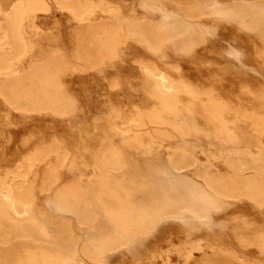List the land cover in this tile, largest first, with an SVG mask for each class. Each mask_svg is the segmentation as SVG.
Wrapping results in <instances>:
<instances>
[{
	"label": "rangeland",
	"instance_id": "rangeland-1",
	"mask_svg": "<svg viewBox=\"0 0 264 264\" xmlns=\"http://www.w3.org/2000/svg\"><path fill=\"white\" fill-rule=\"evenodd\" d=\"M110 1L119 5L126 21L146 20L156 25L165 21L160 12L140 0ZM154 1L174 18L184 17L190 9L211 10L227 5L222 0ZM60 11L53 8L35 19L41 33L53 34L56 41H47V46L45 40L40 43L34 35L32 39L36 38L33 41L47 52L63 55L68 64L64 77L67 104L61 106L58 114L51 110L23 112L0 100V175L14 170L32 152H41L47 158L44 161L42 157L29 172L34 190L31 214L38 223L56 236L63 231L61 244L68 240L69 247L76 245L81 253L86 242L84 227L76 214L57 209L56 193L75 184L83 193L79 209L91 212L93 204L101 209L96 220L98 226L106 220L102 203L110 208L116 206V200L107 196L106 190H118L124 197L121 190L125 188L131 193L127 201L131 200L135 207H158L169 197L171 203L180 207V213L160 219L146 235L106 252L102 262L80 255L79 264H264V205L238 191L219 207H209L204 217L189 210V202L195 198L193 192L212 193L211 182L243 185L249 174V178L253 174L264 178V130L252 123L264 118V24L255 31H246L235 22L227 23L218 14H206L203 25L216 34L197 39L189 51L188 35L166 43L159 53L150 52L143 44L126 37L115 58L91 67L74 59L77 23L68 12ZM146 62L170 72L177 66L179 71L172 72L173 76L212 90L230 103L238 110L237 118L240 116L239 141L221 143L203 133L180 136L169 124L149 122L146 114L156 107V101L145 92ZM137 115L144 118L145 124H133L131 119ZM202 118L197 117V124L206 129ZM138 137L144 144L134 141ZM41 145H46L48 151ZM180 152L189 157L177 156ZM51 166L59 181L48 190L43 178ZM57 246L54 242L42 244L27 237L14 239L0 247V264H10L29 249L56 250Z\"/></svg>",
	"mask_w": 264,
	"mask_h": 264
},
{
	"label": "bare ground",
	"instance_id": "bare-ground-1",
	"mask_svg": "<svg viewBox=\"0 0 264 264\" xmlns=\"http://www.w3.org/2000/svg\"><path fill=\"white\" fill-rule=\"evenodd\" d=\"M140 1L151 10L160 12L165 21L160 25L146 20L126 21L121 16L119 5L110 0H0V100L2 99L12 108L23 112L51 110L58 114L61 111V106L67 104L64 95V77L69 70L68 64L64 61L63 55L56 53L57 51L47 52L46 49L38 47L36 41H33L36 38L40 40V43L41 40H45L47 46V41H56L53 34L44 35V32L41 33V30L35 25V19L40 13H50L53 8L68 12L76 21L77 26L73 36L75 44L73 57L91 67H98L107 59L115 58L120 43L126 37L143 44L150 52L159 53L166 43L188 35L191 36V40L186 46V50L189 51L195 46L197 39H204L210 34H216L211 28L203 25L202 21L206 14H218L227 23L235 22L242 30L246 31H255L264 24V0H222L227 4L224 7L216 6L214 9L210 8L211 10L190 9L184 17L180 18H174L163 5L154 0ZM192 31H194L193 34ZM33 35L36 38L32 39ZM37 48H39L37 53L32 54ZM28 62H30L29 68L26 69ZM149 63L146 62L144 65L146 71L145 92L156 101L155 108L148 109V112L145 111L149 122L157 125L169 124L180 136L203 133L221 143L229 144L239 141L241 135L237 131V124L240 116L237 118V109L217 97L212 90L205 89V87L203 89L188 80L173 76L172 72L179 71L177 66L173 67L174 70L170 72L162 70L156 64ZM247 91H245L246 95ZM220 96L222 97V95ZM64 111L66 112V109ZM197 117H203L202 119L205 121L203 123H206L208 128H200L197 124ZM131 120L136 126L145 124L144 118L140 115L132 117ZM252 123L255 127L264 130V118L261 121L253 120ZM151 126L153 125L151 124ZM134 141L139 144L143 143L139 137ZM56 142L55 140L54 143ZM46 145L45 147H47ZM38 151L41 150L38 149ZM46 151L48 150L46 149ZM41 154V152L34 154L32 152L31 155L24 156L14 170L11 169V171L0 175V247L11 240L22 237L42 244L54 242L58 246L56 250L29 249L10 264H79L78 257L80 255L91 261L102 262L106 252L118 249L132 242L136 237L146 235L160 219L180 213V207L171 203L168 200L169 197L158 207H135L131 200L128 202L126 198L131 196L130 191L123 188L121 192L123 191L125 195L121 197L118 190L109 189L105 194L116 200V206L110 208L101 202L104 219L108 224L103 221L97 226L96 220L101 209L94 204L91 212L79 209L78 205L83 194H81V189L75 187L74 183L71 187L66 185L67 188L60 189L55 195L56 207L59 211L73 212L83 225L86 242L80 253L76 245H73L72 248L69 247L68 240L65 245L61 244L60 236L64 234L63 231L60 232V236L53 235L47 226L40 225L31 214L34 190L29 179V172L41 162L43 157ZM177 156L183 159L189 157L186 152H180ZM53 170L51 166L46 170V175L44 174L43 183L48 186V190H52V184H57L59 181V178L54 176ZM257 175L255 177L253 174L251 178H249L250 174L247 175L248 178L245 183L243 182V185L232 181L227 184L211 182L209 187H211L212 193L207 190L195 191L193 192L195 198L190 202L186 199L189 202V210L204 217L209 207H219L226 203L234 192L238 191L258 204L264 205V178L260 174V177ZM80 185L79 183L78 186ZM240 194L239 196H241ZM102 227H105L106 232L105 230L103 232Z\"/></svg>",
	"mask_w": 264,
	"mask_h": 264
}]
</instances>
